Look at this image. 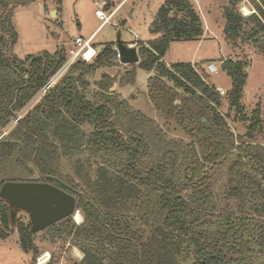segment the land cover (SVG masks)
Segmentation results:
<instances>
[{
  "label": "trees",
  "instance_id": "trees-1",
  "mask_svg": "<svg viewBox=\"0 0 264 264\" xmlns=\"http://www.w3.org/2000/svg\"><path fill=\"white\" fill-rule=\"evenodd\" d=\"M242 1L227 0L226 37L234 44L246 38L264 51V0H251L256 11L248 16L240 11ZM0 6L6 8V1L0 0ZM12 13L9 9L0 15V136L67 59L61 50L29 55L26 60L11 53L18 40ZM150 32L158 36L137 43L138 65L155 71L149 90L154 105L182 126L187 124L190 131L199 132L191 148L167 140L155 120L114 94H104L103 100L87 97L86 75L118 56L107 44L93 63H73L17 121L11 132L16 140L0 141V167L15 151L34 157L42 174L55 176H59L55 160L81 147L93 157L107 159L110 172L99 162L95 168H79L83 186L66 180L74 188L82 187L76 194V209L85 214V221L76 226L70 216L47 228L58 235L75 234L85 252L75 264H179L186 249L193 256L192 264H264V143L256 136L263 119L260 107L249 117L242 104L249 61L228 58L222 63L232 79L229 107L249 122L237 141L231 114L220 110L223 96L201 73L203 63L168 66L164 61L172 41L195 40L204 34L203 20L192 1L165 0ZM166 79L184 90L182 103L176 102L178 94ZM84 124L92 126L89 133L83 130ZM230 153L234 161L228 171L227 195L236 203L234 209L222 210L205 174L209 164ZM4 182L0 181V189ZM89 197L106 216L110 229L102 224ZM12 218L9 204L0 197L2 238L8 236ZM17 228L22 249L37 256L31 223H19Z\"/></svg>",
  "mask_w": 264,
  "mask_h": 264
},
{
  "label": "rangeland",
  "instance_id": "rangeland-1",
  "mask_svg": "<svg viewBox=\"0 0 264 264\" xmlns=\"http://www.w3.org/2000/svg\"><path fill=\"white\" fill-rule=\"evenodd\" d=\"M5 1L6 8L0 6V15L9 9H13L12 23L18 33L17 43L12 47L11 53L23 60H26L29 55H38L45 51L54 54L61 50L67 56L69 49L75 45L77 36L82 35L87 38L101 23L95 15V0ZM122 1L109 0V9ZM164 1L124 0L112 21L98 30L95 36V46L98 45L97 52H100L103 46L110 43L117 50L119 38L126 44L131 41L147 42L153 38L154 35L150 32V24ZM191 1L203 20L204 34L195 40L172 41L164 56V61L168 66L178 62L203 63L205 72L201 73L209 83L217 88L224 87L226 92L232 85V79L222 69L223 61L228 58L243 60L244 62L245 60L249 61L246 67L248 80L242 98L243 113L250 117L255 108H261L262 131L256 133V136L259 142L264 143V51L246 38L234 44L226 37L224 7L227 5V0ZM239 6L244 16L256 11L251 0H243ZM135 47L139 51V45ZM209 60L218 66V72L212 73L207 69V61ZM94 61L95 59L92 62H85L91 64ZM138 64L122 63L117 56L112 62L88 73L86 78L89 85L85 89L87 97L92 100H103L107 97L104 94H114L118 100H126L131 109L140 111L145 117L155 120L166 134L164 136L167 140L176 141L183 149L188 150L191 148L189 145L191 142L196 143L199 132L190 131L188 127H185L187 124L182 126L174 117L167 116L163 110L154 105L149 90L150 78L155 74V71L141 68ZM166 82L177 92L176 102L182 103L186 96L184 90L175 86L169 79H166ZM222 96L223 103L220 110L223 113L229 111L231 114V118H229L231 130L238 141L239 136L247 131L249 122L242 121L239 113L229 107L227 94ZM38 97L34 101L31 100L3 129L2 132L6 131L2 134L4 138H14L11 132L17 125L18 117L25 115L39 101ZM203 119L207 121L205 116ZM233 119L236 120L232 121ZM124 126H127V122ZM82 128L89 133L92 126L84 124ZM197 148L200 151L198 145ZM150 158L152 159V157ZM33 160L34 157L32 159L27 158L20 151H15L8 161L0 167V181H25L30 177L39 178L40 175ZM233 161V154H227L216 163L209 164L205 174V181L210 184L214 191L213 199L218 208L222 210L226 207L234 209L236 203L227 195L228 171ZM98 162L105 167L107 166L108 172L111 171L107 159L93 157L84 147L78 149L76 153H64L54 163L62 179L69 180L73 185L83 186L84 178L79 175V168L83 165H85L84 168L95 165V168ZM190 192L185 191L186 194ZM79 214L84 220L85 214L82 211ZM29 221L27 212L18 210L15 213L12 218V226L8 230V236L5 238L0 236V264H38L39 258L47 253L50 254V258L47 257L49 260L43 264H75L84 258V252L80 246L74 243L69 244V240L64 237H54L56 233L49 229L34 233V241L38 246L39 254L34 256L33 252L26 253L21 247L17 225L22 222L26 224ZM72 223L76 226L79 225L73 216ZM192 262L193 256L190 251L186 249L184 254H180L179 264H192Z\"/></svg>",
  "mask_w": 264,
  "mask_h": 264
},
{
  "label": "water",
  "instance_id": "water-1",
  "mask_svg": "<svg viewBox=\"0 0 264 264\" xmlns=\"http://www.w3.org/2000/svg\"><path fill=\"white\" fill-rule=\"evenodd\" d=\"M117 51L120 61L125 64H136L140 62V54L135 46L124 43L120 38L117 42ZM4 140V135L0 136V141ZM39 146V143H38ZM34 164L35 161L33 160ZM46 180H53L64 188H60L49 182H38L37 177H30L25 181L8 180L0 189V197L29 214L31 222V232L42 231L51 225L73 216L76 209V196L74 194L82 192V188H74L59 176L45 174ZM71 191V192H70ZM89 202L97 208L101 222L110 229L106 222V216L94 202L88 198ZM16 212H13L15 216Z\"/></svg>",
  "mask_w": 264,
  "mask_h": 264
},
{
  "label": "built area",
  "instance_id": "built-area-1",
  "mask_svg": "<svg viewBox=\"0 0 264 264\" xmlns=\"http://www.w3.org/2000/svg\"><path fill=\"white\" fill-rule=\"evenodd\" d=\"M121 5L122 4L119 3L118 5L112 7V9H109L110 6L109 0L94 1L95 15L101 22L96 32L88 38L77 37L75 39V45L69 49V55H67V59L64 65L50 78L49 82L36 94V96L32 99V101H34L38 96H39L38 99L40 100L47 93V91L54 84H56V82L67 72V70L73 63H75L78 60H85L87 62H92L96 58L98 52L94 46L95 36L99 29H101L107 23H110L112 21L115 14L120 9ZM130 45L135 46L136 43ZM207 69L212 73L218 72L219 70L218 66L214 62H210L207 65ZM218 90L221 95L227 94V92L223 88H218ZM21 118L22 116L18 117L17 121L20 120ZM5 132L6 131H4V133ZM79 212H80L79 210H76L75 213L73 214V217L75 218V221L78 224H81L83 222V218L82 216L78 218V215H80ZM44 256L45 254H43L39 258L38 264H43L49 260L50 257L47 259V257ZM41 261H43V263H41Z\"/></svg>",
  "mask_w": 264,
  "mask_h": 264
},
{
  "label": "flooded vegetation",
  "instance_id": "flooded-vegetation-1",
  "mask_svg": "<svg viewBox=\"0 0 264 264\" xmlns=\"http://www.w3.org/2000/svg\"><path fill=\"white\" fill-rule=\"evenodd\" d=\"M11 140H14V139H11ZM16 140V139H15ZM19 142H20V140H18ZM36 166V165H35ZM36 170H37V167H36ZM41 173V172H40ZM39 174V173H38ZM42 174V173H41ZM40 175V174H39ZM42 175H45V174H42ZM61 178V177H60ZM38 182H49V183H51V184H54V185H56V186H58V187H60V188H64V187H62V186H60V184H58L57 182L56 183H54L55 181H53V180H46V179H44L42 176H40L39 178L37 177V179H36ZM64 180V179H63ZM53 181V182H52ZM64 181H66V180H64ZM67 182V181H66ZM68 184H70L69 182H67ZM73 187V186H72ZM79 188H82V187H79ZM65 190H68V189H66V188H64ZM69 191V190H68ZM71 192V191H70ZM81 193V192H80ZM75 196H76V194H74ZM8 204H9V206H10V208H11V214H12V216H13V212H17L18 210H22V209H20L19 207H17L16 205H14V204H11L10 202H7ZM24 211V210H23ZM14 217V216H13ZM30 218V217H29ZM85 221V218H84V220H83V222ZM30 222V221H29ZM31 223V222H30ZM47 229V228H46ZM34 234V233H33ZM59 236H61V237H64V238H66L67 240H69L68 242H69V244L70 243H74V244H77L78 246H80V241L78 240V239H76L75 238V234L74 233H71L70 235H68V234H63V235H58V234H55L54 235V237H59ZM87 242V241H86ZM37 245V244H36ZM83 251V250H82ZM84 252V251H83ZM27 253V252H26ZM46 255V254H45ZM50 256V254L48 255V257ZM84 256H85V252H84ZM47 257V256H46ZM48 259V258H47ZM46 259V260H47Z\"/></svg>",
  "mask_w": 264,
  "mask_h": 264
},
{
  "label": "crops",
  "instance_id": "crops-1",
  "mask_svg": "<svg viewBox=\"0 0 264 264\" xmlns=\"http://www.w3.org/2000/svg\"><path fill=\"white\" fill-rule=\"evenodd\" d=\"M123 2H124V0H123L122 2H120V4H122ZM96 30H97V29H96ZM96 30H95L92 34H94V33L96 32ZM92 34H91V35H92ZM152 34H153V33H152ZM91 35H90V36H91ZM153 35H154V37L151 38V39H149V40L155 39V38L158 36V35H156V34H153ZM90 36H88V37H90ZM77 37L85 38V37H83L82 35H79V36H77ZM77 37H76V38H77ZM88 37H87V38H88ZM149 40H148V41H149ZM141 41H143V40H141ZM133 43H136L135 46H137L138 41H137V42L131 41V42L128 43V45L133 44ZM95 44H96V42H95V39H94V46H95ZM110 44H111V43H110ZM113 47H114V46H113ZM95 48H96V50L98 51V49H97V48H98V45H96ZM114 49H115V48H114ZM193 64H198V63L195 62V63H193ZM219 88H224V87H219ZM230 88H231V86L229 87V89H230Z\"/></svg>",
  "mask_w": 264,
  "mask_h": 264
},
{
  "label": "bare ground",
  "instance_id": "bare-ground-1",
  "mask_svg": "<svg viewBox=\"0 0 264 264\" xmlns=\"http://www.w3.org/2000/svg\"><path fill=\"white\" fill-rule=\"evenodd\" d=\"M246 10V9H245ZM247 11V10H246ZM80 217V215H78V218ZM49 253H47L44 257H48ZM41 263H43V261H41Z\"/></svg>",
  "mask_w": 264,
  "mask_h": 264
}]
</instances>
